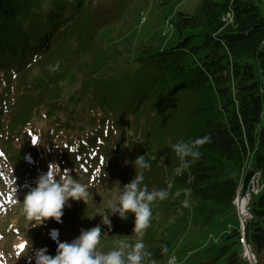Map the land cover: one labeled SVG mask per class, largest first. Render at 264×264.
<instances>
[{"label":"trees","instance_id":"16d2710c","mask_svg":"<svg viewBox=\"0 0 264 264\" xmlns=\"http://www.w3.org/2000/svg\"><path fill=\"white\" fill-rule=\"evenodd\" d=\"M135 1L0 0V153L28 169L33 182L27 192L55 163L57 171L69 170L91 193L90 188L104 184L111 172V177L129 183L138 171L136 166L129 170L138 147L140 155L151 160L154 177L152 183H144L159 190L173 182V195L155 202L174 209L188 200L185 218L165 226L158 236L150 226L143 237L151 259L155 263L163 259L166 264L173 257L165 255L174 225H182L171 235L177 237L186 220L199 227L209 224L234 210L236 189L252 171L260 170L264 176V0H200L192 13L177 11L171 20L176 39L168 46L99 44L102 28L115 23L116 15ZM171 1L157 0L160 6ZM36 69L39 78L30 79ZM40 110H44V138L60 141L57 162L51 161L49 151L25 162V153L12 141ZM128 130L134 139L127 147L122 143L118 147L116 132L127 136ZM147 136L149 141L139 145L138 140ZM204 136H210V142L199 147V159L187 157L190 167L180 175L173 170L165 179L168 167L180 165L172 145ZM149 144H155L157 151L148 155L144 146L148 150ZM124 157L127 166L121 160ZM151 157L172 162L157 163ZM96 171L98 176L93 177ZM18 200L22 204L23 199ZM251 208L254 218L245 225V237L256 255V250L264 248V231L259 226L264 218V193ZM71 209H63L62 222L51 220L45 228L62 225L67 232L72 216L78 214V209ZM109 219L110 229L101 220L92 222L101 227V238H136L130 232L131 213L126 219L116 214ZM8 226L12 231L18 228L14 222ZM237 227L196 264H215L221 257L220 264H239V258L248 263L241 255ZM24 239L21 235L14 240L13 249L19 254L24 251L20 247ZM73 239L67 236L66 242ZM57 241L41 237L32 245L27 264L35 263L39 249L55 256ZM106 247L111 250L114 245Z\"/></svg>","mask_w":264,"mask_h":264},{"label":"rangeland","instance_id":"374dc122","mask_svg":"<svg viewBox=\"0 0 264 264\" xmlns=\"http://www.w3.org/2000/svg\"><path fill=\"white\" fill-rule=\"evenodd\" d=\"M199 1L200 0H172L170 3L163 6L158 5L157 0L135 1L136 3L134 6L128 7L125 12L123 11L120 15H116L117 19L115 23L103 27L102 30L100 29L101 31L97 35V41H99V44L103 46L118 48H124V45H135L138 42L156 44L161 47L168 46L176 39L175 32L171 24V20L174 19L176 12L181 11L192 13ZM262 6L264 9V1L262 2ZM40 74V72H37V69L33 70L29 78L37 79ZM181 104V100L176 102L177 107H180ZM43 115L44 110L34 113L31 117V123L22 128L12 140L13 143H15L16 146H19L20 150L25 153V162H27L26 160L30 161L31 156L34 157L35 154L39 155L45 153L46 151L51 153L52 162H57L59 158V149L57 150L56 148L57 145H60L59 139L44 138L46 128ZM49 131L52 133L53 130L50 129ZM127 133L128 134L126 136L124 132L123 135L116 132L117 141H119L118 147L122 144L124 147H127V144L134 139L129 130ZM140 135L142 136V134ZM34 140L37 143L34 144ZM115 141L116 140L114 139L112 145L115 144ZM148 141L149 137L147 136L144 140H138V143L143 146L144 142L147 143ZM144 147L148 155L150 154V151H153L154 153L157 151L155 144H149L148 150L146 146ZM132 155V157L140 155L138 147H136V150L133 151ZM152 158L157 163H161L166 160L164 157H162L161 160L157 157H151V159ZM121 160L124 162V165L127 166L128 163L126 157ZM150 161L148 163H150ZM166 161L170 163L172 162L168 159ZM133 166L135 165L131 162L129 164V170L132 169ZM175 169L176 168L174 167L169 170L168 167L164 178L168 179L171 171H175ZM111 175L112 172L108 175L104 184L98 186L95 185L90 188L91 193L87 205H85L83 201H73L69 199L67 204L70 206H65V209H78V214L72 216L71 219H74V222L70 224V228L67 232L65 231V228H62V225L55 226L56 229L45 228L48 224H52L51 220L53 219H48L38 226V222L32 226H25L23 223L27 222V220L22 215V207H19L22 206V204L17 203V201L19 198L24 199V196L27 193V188L32 186L33 178L31 177L28 169H22L18 164H16V162H14L13 157L10 159L0 153V204L1 200H3V204L0 207V264H27L31 255L29 251H31L32 245L41 237L58 239L59 241L56 243L58 244L60 242H66L67 236L71 239L75 238L81 229L87 230L94 227L92 222H100L101 220L99 215H95L97 210L103 208L106 201L109 198L116 196L119 189L126 184L125 179L122 177L119 180L118 177H111ZM97 176L98 172L96 171L93 174V177ZM14 178L17 189L16 194L12 192V187H15L12 183ZM145 180L151 181V183L154 181V177L152 173H150V169L146 171V175L144 173L143 185H147L144 183ZM127 182H130V180ZM147 187L149 191L153 189L152 186ZM156 187L157 186H155V188ZM263 193L264 189L260 193L254 195L252 202L257 201ZM73 202H76V204L72 205ZM16 207L20 208L17 213L14 212ZM150 207V226L153 229L152 231L155 236H158L161 233L162 228L165 226H169L170 224L178 221L177 219L179 217L182 219L185 218L184 214L187 212V208L184 206L176 207L174 209H164L160 203L157 204L155 201L152 202ZM10 222H14L16 224L18 227L16 231H12L8 228ZM18 224L20 226H18ZM185 224V228L177 237L171 235L175 234V232H177L182 225H180V227L179 225H174L170 232L171 245L165 257L173 256L175 258L174 264H196L200 260L206 259L209 254L217 250L223 244L221 239L222 236H224L226 232L232 228L237 227V215L233 210H230L224 215L215 217L209 224L203 227L194 225L190 220H186ZM259 226L264 231V218L259 219ZM132 231L133 229H130L132 236H134L135 233ZM20 234L24 236L25 239L23 241L24 251L19 254V252H16L13 249V246L14 240L21 236ZM116 240L125 241L126 237H115L108 241L101 238L98 250L104 251L108 249L106 246H113ZM126 241L134 244L136 242V238L131 241ZM143 243L146 246L144 241ZM255 256V262L257 264H264V248L260 252L256 250ZM223 261L224 257H221L215 264H220ZM162 262L163 259L155 264H162ZM33 263L34 261L31 264ZM239 264L248 263L239 258Z\"/></svg>","mask_w":264,"mask_h":264},{"label":"clouds","instance_id":"9594fccd","mask_svg":"<svg viewBox=\"0 0 264 264\" xmlns=\"http://www.w3.org/2000/svg\"><path fill=\"white\" fill-rule=\"evenodd\" d=\"M209 142L210 136H204L191 142L181 140L173 144L172 148L180 161L175 174L180 175L190 167L187 157L199 159L201 156L199 147ZM132 163L138 169L134 177L119 189L116 196L109 198L95 215H99L102 224L110 229V215L116 214L121 219H126L131 213L134 216L132 232L135 233L136 242L131 244L116 240L111 250L100 251L98 246L102 230L97 225L87 230L81 229L80 234L71 242L58 243L55 256L47 255L46 249L37 250L36 264H155L151 259L152 253L143 243V237L151 222L150 205L153 201H163L173 195L170 192L173 182L169 181L167 189L153 188L149 191L147 185H143V170L150 169V164L145 160L144 155L137 156ZM53 164L55 163L49 164V172L39 176L35 181V187L29 189L22 201V215L27 221L38 222L37 226L48 219L62 222L63 209L65 206H70L67 204L69 199L83 201L85 205L89 201L90 193L87 187L74 179L69 170L57 171L60 169L59 166L55 164L54 168ZM12 183L15 185L12 187V192L16 194L15 178ZM179 195V191L174 194L175 197ZM182 203L184 207H188L187 199ZM169 264H172L171 260Z\"/></svg>","mask_w":264,"mask_h":264},{"label":"built area","instance_id":"2783aa9c","mask_svg":"<svg viewBox=\"0 0 264 264\" xmlns=\"http://www.w3.org/2000/svg\"><path fill=\"white\" fill-rule=\"evenodd\" d=\"M246 185H253L252 181L248 179L245 184L243 181L240 182L238 188L236 189V198H235V203L233 207L235 209L237 219H238L237 229L239 233L238 240L242 248L241 255L243 258H246L249 264H254L252 260V256L250 255V249H249L246 237H245V232L243 230V219H244L245 214L247 213L246 203H247V199H249V196H251V192H246ZM171 261H172V264H174L175 258L173 257Z\"/></svg>","mask_w":264,"mask_h":264},{"label":"bare ground","instance_id":"6f19581e","mask_svg":"<svg viewBox=\"0 0 264 264\" xmlns=\"http://www.w3.org/2000/svg\"><path fill=\"white\" fill-rule=\"evenodd\" d=\"M248 179H250L252 181L253 185H246V192H251V196H249V199H247V203H246V211H247V213L245 214L244 219H243V230H244V232H245L246 223H248L250 220L253 219V213H252V208H251V203H252L253 196L258 194V193H260L264 189V176L262 175L260 170L252 171ZM235 198H236V192H235L233 200H232V205L233 206H234V203H235ZM248 246H249V249H250V255L252 256V260H253V262H255V260H256L255 253H254V251H253V249H252V247L250 246L249 243H248ZM172 258L173 257H169L166 260V264H168L169 261ZM244 259L246 260V258H244Z\"/></svg>","mask_w":264,"mask_h":264},{"label":"snow or ice","instance_id":"6c2138e0","mask_svg":"<svg viewBox=\"0 0 264 264\" xmlns=\"http://www.w3.org/2000/svg\"><path fill=\"white\" fill-rule=\"evenodd\" d=\"M33 143L35 144L37 142L34 140ZM20 247H21V249H23L24 245H21Z\"/></svg>","mask_w":264,"mask_h":264}]
</instances>
